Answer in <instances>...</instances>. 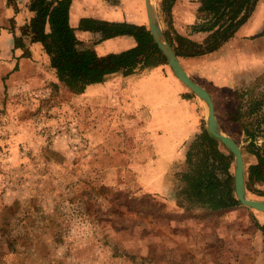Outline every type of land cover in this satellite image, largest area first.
Here are the masks:
<instances>
[{"label": "rangeland", "instance_id": "rangeland-1", "mask_svg": "<svg viewBox=\"0 0 264 264\" xmlns=\"http://www.w3.org/2000/svg\"><path fill=\"white\" fill-rule=\"evenodd\" d=\"M88 1L90 19L133 23L136 9L147 13L146 0ZM194 2L201 7V0H176L175 9L154 0L173 49L186 54L208 48L210 33L200 30L211 17L192 10ZM25 3L5 0L0 10L14 39L23 33ZM256 9L264 28V0ZM80 39L99 54L116 49L97 44L95 34ZM22 52L41 72L10 88L0 68V264H264V213L231 207L237 196L226 175L235 180V157L206 138L207 105L168 61L149 81L124 78L110 94L94 85L78 95L38 51ZM207 56L180 61L211 94L221 132L239 145L249 199L264 201V170L249 179L264 161V75L253 70L247 84L249 77L228 76ZM147 82L139 107L134 95L120 94H140Z\"/></svg>", "mask_w": 264, "mask_h": 264}, {"label": "trees", "instance_id": "trees-1", "mask_svg": "<svg viewBox=\"0 0 264 264\" xmlns=\"http://www.w3.org/2000/svg\"><path fill=\"white\" fill-rule=\"evenodd\" d=\"M175 1L170 0L168 8H171ZM259 1L201 0L199 12L211 17L208 27L200 30L210 33L207 40L208 48L205 51H193L191 54L174 49L177 56L198 58L218 51L251 19ZM25 2L26 23L22 36H15V47L21 50L28 47L32 52L34 48L38 51L41 58L47 61L48 69L54 71L57 78L74 94H83L88 87L105 84L113 78L137 79L140 76H147L160 65L167 64L166 57L146 25L83 19L79 29L97 34L100 37L97 44L124 36L133 38L136 43L133 48L126 51L99 54L94 48L82 47V42L77 38L76 30L70 23L72 0H25ZM8 3L18 8V0H8ZM260 35H264V29L258 36ZM167 39L171 41L168 36ZM179 40L185 41L183 37H179ZM170 44L173 45L172 42ZM193 45L200 47V44ZM30 55L33 56L32 53ZM205 136L218 148L214 137L207 132ZM260 169L264 170L262 159L259 167L250 169L249 179ZM226 176L228 189L230 186L235 188V180L228 170ZM208 183H201L202 187H206ZM217 192H223V189L218 188ZM230 205L238 206L240 202L234 197Z\"/></svg>", "mask_w": 264, "mask_h": 264}, {"label": "crops", "instance_id": "crops-1", "mask_svg": "<svg viewBox=\"0 0 264 264\" xmlns=\"http://www.w3.org/2000/svg\"><path fill=\"white\" fill-rule=\"evenodd\" d=\"M5 0H0V10L4 7ZM193 6V7H191ZM89 7L88 0H72L71 10H70V23L73 28L76 30L77 38L80 39V36H91L94 33L80 30V24L83 19H90V14H87V10ZM189 7L192 10H200V4L197 2L191 3ZM130 6H126L122 8V10L129 11ZM141 6L139 9H136L137 16L139 15L138 22H130V20H124V22H128L135 25H145L144 20L146 19V14L144 9ZM176 8V5L173 6V9ZM133 11V9H132ZM258 10L256 9L254 14L252 15L251 19L243 25L235 36L227 42L224 46H222L218 51L209 54L210 59L216 60L219 59V67L223 72L227 70L228 76L232 75H243L244 77H249L247 79V84H251V80L253 77L252 71H256L254 76H263L264 73L260 71L261 67L264 65V35H254L257 32H263V27H260L261 23L259 22L258 18ZM111 21V20H109ZM111 22H114L113 20ZM123 22V21H122ZM257 23V24H256ZM3 24L0 21V68L5 72L9 78L6 80V84L10 86V88H15L16 84L19 82L32 83L34 81V77L37 74H40L41 68L37 67V63L32 59L25 57L22 50H19L15 47V39L12 33L7 31L6 29H2ZM260 27V28H259ZM257 29H259L257 31ZM10 35V36H9ZM97 36V34H95ZM11 39V44L5 45L7 37ZM258 36V37H257ZM13 40V41H12ZM82 42V39H80ZM8 41V40H7ZM107 44L110 47H116L113 50H107L105 53L110 52H122L133 48L136 43L133 38L131 37H117L114 39H110L104 41L103 44ZM102 45V44H101ZM100 45V46H101ZM99 46V48H100ZM98 50V49H97ZM225 61V62H224ZM225 64V65H224ZM223 66V67H222ZM157 70V69H156ZM156 71H152L149 75L146 76L145 79L148 78L147 81L154 75ZM41 76V75H40ZM27 79V80H26ZM17 80V81H16ZM132 79L130 82L134 81ZM138 80V79H137ZM124 79L121 77L115 78L114 80H110L105 84H102L103 88H101L102 94H110L112 89L118 86L119 84L123 85ZM16 83V84H15ZM141 83V82H140ZM246 84V85H247ZM138 86V85H137ZM142 92L136 93L135 91L132 92V89L128 91L126 89L120 91L121 95H134L135 96V104L139 107L142 100H146L147 98L143 99L145 93L148 91L150 84L143 85ZM138 92V91H137ZM103 97V96H102ZM212 97V96H211ZM165 101V100H164ZM133 105L134 103L131 102ZM145 108H148L145 106ZM217 117V116H216ZM163 122L170 121L167 118L162 120ZM161 122V124H165ZM262 240V237L259 236ZM263 251V249H261Z\"/></svg>", "mask_w": 264, "mask_h": 264}, {"label": "water", "instance_id": "water-1", "mask_svg": "<svg viewBox=\"0 0 264 264\" xmlns=\"http://www.w3.org/2000/svg\"><path fill=\"white\" fill-rule=\"evenodd\" d=\"M146 12L148 18V27L158 45L159 49L166 57L176 77L189 88L199 99L204 101L208 108L207 129L210 134L224 144L235 157V191L239 202L251 209L264 213V201L251 200L247 195L245 182V163L242 151L237 142L230 136L221 132L216 118L214 102L211 94L201 85L196 83L181 64L180 58L169 43L154 5V0H146Z\"/></svg>", "mask_w": 264, "mask_h": 264}]
</instances>
